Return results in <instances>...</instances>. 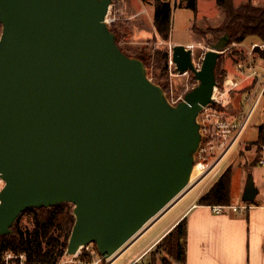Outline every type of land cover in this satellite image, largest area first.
Segmentation results:
<instances>
[{"label": "water", "instance_id": "obj_1", "mask_svg": "<svg viewBox=\"0 0 264 264\" xmlns=\"http://www.w3.org/2000/svg\"><path fill=\"white\" fill-rule=\"evenodd\" d=\"M113 0H0V237L27 210L72 207L65 258L93 245L116 259L193 187L229 35L199 68L170 47L196 86L172 104L111 29ZM191 186V187H190ZM258 191L248 176L242 201Z\"/></svg>", "mask_w": 264, "mask_h": 264}, {"label": "crops", "instance_id": "obj_2", "mask_svg": "<svg viewBox=\"0 0 264 264\" xmlns=\"http://www.w3.org/2000/svg\"><path fill=\"white\" fill-rule=\"evenodd\" d=\"M122 1L124 3L126 20L133 25H136L138 22L145 24L144 27L134 26L136 37L139 40L158 38L153 23L154 12L151 16L145 10V5L147 3H144L142 0ZM209 1V3H212V8H217L214 0ZM151 2L152 1H148V3ZM232 2L234 7L238 8L242 5L250 3V0H232ZM253 6L263 7L264 4ZM217 14H219L218 24L223 25L226 18L224 13L221 10H218ZM201 23L205 24L204 18L201 19L200 24ZM218 24L215 26L212 25V29H219L217 28ZM197 38L198 37H196V40ZM170 39L168 42L164 43L170 47H173L175 44H172ZM242 44L239 45L242 47ZM195 45L187 44L184 47L193 48ZM254 45L261 44H253L252 46ZM249 51H251V49L247 52ZM255 63V66H258L259 69L263 71L262 73H259L261 78L253 77L241 80L242 83L240 87L230 97V104L228 106L227 112L230 121L233 123H237L243 119L244 115L248 111L249 106L251 108V104L262 92L264 84V62L256 61ZM238 65H236V67ZM244 68L246 71L247 68L245 67V64ZM250 96H253L251 103L248 101V97L250 98ZM263 100L264 92L257 106L260 105ZM262 125L264 124H261L260 126ZM259 127H257L258 136ZM255 142L241 145L239 150V166L236 168V170H233L232 167L229 168L232 170L231 191L233 175L236 172H238L239 175L238 183L241 185V189L245 188L247 178L249 175H251L255 188L258 191L255 200L248 204L243 202L244 204L235 205L232 203L231 197V205L226 207L227 209L221 215L214 214L212 212V207L198 205V200L202 195L199 196V198L196 197L188 201L175 214L172 220H170L166 225H163V227H161L148 241L143 243L139 252H137L134 257V263L140 264L146 260L148 254L159 244V242L179 222H181L183 219H186V264H264V166H260L259 164L254 166L252 164L250 165L249 163L251 162L250 158L252 153H255V150L257 149V147L254 146ZM262 150V158H264V146ZM243 154L249 160L246 161L247 163L243 162ZM184 197L174 204L166 213L161 215L157 220L150 224L147 229L143 231L135 240H133L116 259H118L122 254L126 253L128 250L133 249L136 245L142 242V240L147 238V236L151 234V232L155 230V228L159 226L163 220H165V218H167V216L172 212L171 210H175L178 208V206H180V204H183L182 202L184 201L182 200Z\"/></svg>", "mask_w": 264, "mask_h": 264}, {"label": "trees", "instance_id": "obj_3", "mask_svg": "<svg viewBox=\"0 0 264 264\" xmlns=\"http://www.w3.org/2000/svg\"><path fill=\"white\" fill-rule=\"evenodd\" d=\"M152 1L154 8L153 23L158 38L168 42L172 31L173 7L169 0ZM216 6L225 15V22L220 29H210L209 32L219 35H229L230 45L242 44L247 38H255L264 45V6L257 7L247 3L235 8L232 0H214ZM198 0H183L180 7L196 11ZM1 29V28H0ZM196 28L194 27L193 30ZM255 61L264 62V48L253 50ZM156 71L159 79L168 73L169 55L165 51L156 53ZM140 60V58H138ZM144 63V62H143ZM147 66L146 63H144ZM225 76V72L217 69ZM257 150L264 146V125L259 127L258 140L254 143ZM258 160L255 165L259 164ZM232 170H226L211 188L198 200L199 206L231 205ZM248 204V203H247ZM29 217V225L20 226L21 218ZM74 219L72 207L68 204L59 205L49 210H27L16 221L12 235L0 237V257L8 252L23 253L27 256V264H60L63 259L70 237ZM187 221L179 222L148 254L147 264H186ZM93 246V245H92ZM93 248H95L93 246ZM89 262V255L82 254L81 260ZM144 262V261H143ZM140 263V264H143ZM138 264V263H136Z\"/></svg>", "mask_w": 264, "mask_h": 264}, {"label": "rangeland", "instance_id": "obj_4", "mask_svg": "<svg viewBox=\"0 0 264 264\" xmlns=\"http://www.w3.org/2000/svg\"><path fill=\"white\" fill-rule=\"evenodd\" d=\"M143 1V0H142ZM173 7L172 13V31H171V39L170 41L174 46H185L187 44H197L192 48L194 52L193 61L196 68H199L202 62V58L204 54L209 50L210 46L216 43L224 34H219L218 36L209 32L213 26L219 23V14H217L218 8L211 7L212 3H209V0H198L197 9L193 11L191 9H187L184 7H180V3L183 0H169ZM144 2V1H143ZM241 2V1H240ZM147 3L145 5V10L152 16L154 9L152 2L148 3V1L144 2ZM252 5H263L264 0H250ZM218 9V10H217ZM110 19H113V22L110 24L111 29L114 32L115 36L118 38L117 43L122 48L124 52L131 56H135L137 58L138 55H145L147 61V69L148 75L150 79L157 85H159L166 94L167 99L170 103L176 104L180 102L184 94L193 87L196 86V81L194 80L193 74L188 73L183 76L177 74L175 70V66L171 62V52L170 46L166 43L162 42L159 38L149 39V40H139L134 32L135 27H144L145 24L136 23L133 25L126 20L125 11H124V3L122 0H113V5L110 10ZM204 18L205 24H200L201 19ZM138 24V25H137ZM213 25V26H212ZM195 26V34L193 32V27ZM223 25L218 24L217 28H222ZM1 33V29H0ZM196 37L197 40H196ZM253 44H259V41L255 38H247L243 44L241 45H230L228 50L221 56L219 59L217 69L219 68L221 71L224 70L226 75L224 77H231L235 76L240 80H243L244 77L240 75L236 70V65L238 64H246L249 59V52L248 50L251 49ZM158 51H165L169 55V62H168V73L165 77L159 79V72L156 71V53ZM255 59L254 54L251 56ZM243 59V60H242ZM256 62V61H255ZM256 63L253 64L256 71L258 73H262L263 71L259 69L258 66H255ZM218 71V70H217ZM216 71V80L218 84L221 83L222 75ZM249 73L248 70H246ZM250 106L248 108V111ZM247 111V112H248ZM264 100L258 105L251 117L248 120L246 128L244 129L242 136L239 142L231 149L228 155L221 161L218 165L217 169L213 171L207 178H205L199 185L192 188L188 194L183 198V204H180L178 208L175 210H171L172 212L163 220V222L155 228L145 238L136 245L133 249L128 250L126 253L122 254L118 259H116L112 264H132L134 263L135 255L139 252L143 243L148 241L163 225H166L175 214L185 205L188 201L205 194L211 186L219 179V177L230 167L233 170L239 166V150L240 146L244 145L245 143H252L257 141L258 132L257 127L261 124H264ZM263 150H255L251 155V162L250 165H254L258 160L262 158ZM243 162L249 161L245 155L243 154ZM247 163V162H246ZM239 175L236 172L233 175V184H232V203L235 205L244 204L242 201L243 198V190L241 189V185L238 183ZM196 183V182H195ZM194 183V184H195ZM192 184V186L194 185ZM191 187V186H190ZM1 189V186H0ZM177 207V206H176ZM29 225V217L24 216L21 218L20 226L25 227ZM30 227V225H29ZM131 243V242H130ZM129 245V244H128ZM127 247V246H126ZM125 249V248H124ZM87 252L83 250L82 254L85 255ZM149 259L144 260L143 264H147ZM70 259H66L65 255L61 260L62 264L64 261ZM83 261H86V259ZM70 264V263H69ZM105 264V263H104Z\"/></svg>", "mask_w": 264, "mask_h": 264}, {"label": "built area", "instance_id": "obj_5", "mask_svg": "<svg viewBox=\"0 0 264 264\" xmlns=\"http://www.w3.org/2000/svg\"><path fill=\"white\" fill-rule=\"evenodd\" d=\"M255 48L263 49L264 45H254L249 53L250 59L244 65L239 64L236 67L237 72L249 79L253 77H260L261 75L256 71L253 66L254 60L251 57ZM192 49V48H191ZM242 81L237 77H224L217 88L214 90L212 106L207 107L201 113V123L204 126L203 134L206 141L200 148L198 159L200 161L201 174L192 188L199 185L205 178H207L213 171H215L221 161L228 155L231 149L238 143L249 118L253 114L261 96L264 92V84L262 92L254 102L251 104L250 110L244 115L243 119L237 123L230 121L228 116V106L230 104L231 95L240 87ZM253 100V96L248 97L249 103ZM260 166H264V158L259 161ZM2 182L0 181V186ZM191 188V189H192ZM227 208L222 206L212 207V212L216 215H221ZM89 255V262L81 260L80 255H76L70 260L64 261L62 264H112L114 260H104L92 245L85 248ZM0 264H27V256L23 253H15L8 251L0 257ZM136 264V263H132Z\"/></svg>", "mask_w": 264, "mask_h": 264}, {"label": "flooded vegetation", "instance_id": "obj_6", "mask_svg": "<svg viewBox=\"0 0 264 264\" xmlns=\"http://www.w3.org/2000/svg\"><path fill=\"white\" fill-rule=\"evenodd\" d=\"M117 39H118V38L116 37V41H117ZM137 58H140V60H141L142 62L147 63V61H146V56H145V55H138ZM190 91H191V90H190ZM190 91H188V92H190ZM188 92H186V93L184 94V96H185Z\"/></svg>", "mask_w": 264, "mask_h": 264}]
</instances>
